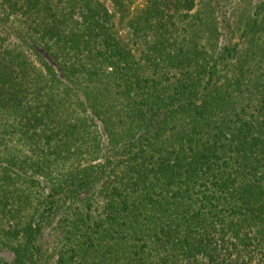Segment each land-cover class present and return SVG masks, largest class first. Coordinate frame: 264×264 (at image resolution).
<instances>
[{"label": "trees", "instance_id": "obj_1", "mask_svg": "<svg viewBox=\"0 0 264 264\" xmlns=\"http://www.w3.org/2000/svg\"><path fill=\"white\" fill-rule=\"evenodd\" d=\"M0 264H264V0H0Z\"/></svg>", "mask_w": 264, "mask_h": 264}, {"label": "rangeland", "instance_id": "obj_2", "mask_svg": "<svg viewBox=\"0 0 264 264\" xmlns=\"http://www.w3.org/2000/svg\"><path fill=\"white\" fill-rule=\"evenodd\" d=\"M144 3H145V0H138V6L139 7L144 5Z\"/></svg>", "mask_w": 264, "mask_h": 264}]
</instances>
